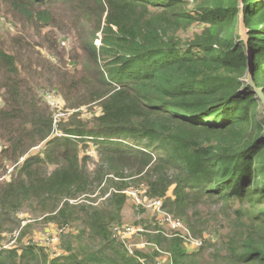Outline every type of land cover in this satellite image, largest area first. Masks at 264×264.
Segmentation results:
<instances>
[{"label": "trees", "instance_id": "1", "mask_svg": "<svg viewBox=\"0 0 264 264\" xmlns=\"http://www.w3.org/2000/svg\"><path fill=\"white\" fill-rule=\"evenodd\" d=\"M0 5L21 26L0 28V239L18 232L20 248L0 264H264V117L251 121L246 82L249 56L264 96V0ZM129 190L202 246L154 218L128 224L143 210ZM19 214L65 229L57 257L22 241ZM122 226L142 232L121 239Z\"/></svg>", "mask_w": 264, "mask_h": 264}, {"label": "rangeland", "instance_id": "2", "mask_svg": "<svg viewBox=\"0 0 264 264\" xmlns=\"http://www.w3.org/2000/svg\"><path fill=\"white\" fill-rule=\"evenodd\" d=\"M262 1L263 0H256V2H258V3H261ZM241 24L242 23L240 22V25ZM0 28L4 29V30H8L12 34L15 30L21 28L19 17L14 16L9 10H7L2 5H0ZM198 30H199L198 27L193 25L190 28V30L186 34H183L182 36L184 39L190 38L193 35V33H195ZM45 33H46V31H41L38 33L37 31L31 30V29H27L24 32V34H27L28 37L32 39V41H36L38 43L42 39V36H43L42 34H45ZM239 34H240V26H239ZM241 39H242V37H241ZM60 40H63V41H61L62 43L60 45V48L65 47L64 50H66L67 47L69 46V43H70L69 40L65 41L64 37H60ZM41 49L42 48H40V47L37 48V50H41ZM42 54H45V52H43ZM246 80H247V77H246ZM262 82L263 81L261 79L259 82V87H257V86L255 87V85H254V87L261 90V88H262L261 86L263 85ZM253 90L254 89L252 88V91ZM254 95H255L256 105L250 110L249 113H250V117H251L250 119L253 122V124L255 125V124H257L258 121H260V119L262 118V116L264 114V103H263L262 99H260L256 94H254ZM52 102L54 104V107L56 108V114L59 115L62 112L63 104L60 102V100L58 98H55V100H53ZM84 114L88 115V113H86V112ZM252 137H257V131L256 130H254L252 132ZM38 150H39L38 147H36L33 154L36 153ZM89 153L92 154V151H90ZM254 165L258 170L261 167V164L258 161H256ZM257 181L259 183H264V174H260L257 177ZM127 194L130 198H132L134 200L133 203L136 206L141 205L143 208V210L141 212H139L137 216L131 210H127L124 212V216H125V219L128 222V224L131 221H137V222L143 221L144 224L145 223L147 224V223H150L152 218H155V217L158 219L161 218L160 215L157 213L156 209H154V207H152V206H149L147 204V202L145 201V199L138 198V196L135 195L131 190L127 191ZM96 195H94V196H96ZM94 196H92V198ZM139 202H141L142 204H138ZM19 218H21L24 225L30 226V228H29L30 233L28 235H26L24 240H22L23 242L30 240L32 243L42 244V243H45L47 240H51V242H52L53 240L51 238H55L56 228L53 225L41 224V222H40L41 219L34 220L33 216L26 215V214L20 215ZM8 235L4 238H1L0 243H2L4 245L11 243L10 239L8 238ZM139 244H144V243H139ZM51 246H52V249H54L57 246V242L54 241L53 243H51ZM138 248H142V247H138ZM58 253H60V252H58Z\"/></svg>", "mask_w": 264, "mask_h": 264}, {"label": "built area", "instance_id": "3", "mask_svg": "<svg viewBox=\"0 0 264 264\" xmlns=\"http://www.w3.org/2000/svg\"><path fill=\"white\" fill-rule=\"evenodd\" d=\"M53 100H55V99L49 98V104L52 107H54V104L52 102ZM62 115H63L62 113H60L59 115L56 114L55 122H57V119ZM54 136H59V133L57 131H55ZM0 150H1V147H0ZM10 172H11V169H9L7 171V174L4 177H2L1 179L7 178ZM133 193L136 195L135 192H133ZM145 201L147 202V204L149 206L154 207V209H156L157 213L160 215V217H161L160 219H158L156 217L154 219L159 221V222H163L165 224L164 226L169 231L168 236L180 237L183 240L186 248L188 249V252H195L202 246L201 239L192 238L189 235V231L185 228L184 224L181 221H179L178 219L174 218L173 216L168 215V214L164 213L163 211H161L160 201H147L146 199H145ZM138 204H142V203L139 202ZM22 226H24L23 223H22ZM63 231H65L64 228L56 229L55 238H51L53 240L52 242H51V240H47L45 243L40 244V243H32L30 240H28L25 242V244H28L29 242H31V244H36L40 248L44 249L48 253L49 257L51 259H53L60 254V253H58L59 252L58 234L63 232ZM115 232H116V235L120 236L121 239H127L130 236H132L138 232H142V229H141V227H128V226L123 227L122 226L120 228H115ZM18 234H19L18 232H15L13 234V237L8 235V238L10 239L11 243H9L7 245L0 243V255L2 253H4L5 251H10V250H15L18 253L20 252V248L18 245ZM54 241L57 242V246L54 249H52L51 243H53ZM143 246H144V244L137 245V247H143Z\"/></svg>", "mask_w": 264, "mask_h": 264}, {"label": "water", "instance_id": "4", "mask_svg": "<svg viewBox=\"0 0 264 264\" xmlns=\"http://www.w3.org/2000/svg\"><path fill=\"white\" fill-rule=\"evenodd\" d=\"M241 23H242V21H241ZM240 36L242 37L243 40H246V38H245V30H244V27H243L242 24L240 25ZM246 82H247L248 85H250L251 88L254 89L252 91V93L256 94L260 99H262V101L264 103V97L262 95L261 90L254 87L253 76H252V64H251V59L249 58V56H248V74H247ZM263 117H264V114H263Z\"/></svg>", "mask_w": 264, "mask_h": 264}]
</instances>
